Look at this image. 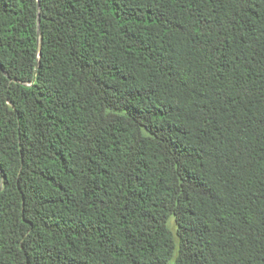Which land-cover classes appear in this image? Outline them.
<instances>
[{
  "label": "trees",
  "instance_id": "1",
  "mask_svg": "<svg viewBox=\"0 0 264 264\" xmlns=\"http://www.w3.org/2000/svg\"><path fill=\"white\" fill-rule=\"evenodd\" d=\"M0 264H264V0H0Z\"/></svg>",
  "mask_w": 264,
  "mask_h": 264
},
{
  "label": "rangeland",
  "instance_id": "2",
  "mask_svg": "<svg viewBox=\"0 0 264 264\" xmlns=\"http://www.w3.org/2000/svg\"><path fill=\"white\" fill-rule=\"evenodd\" d=\"M169 224H170L171 227H173L172 226V224H173V219L172 218L170 219Z\"/></svg>",
  "mask_w": 264,
  "mask_h": 264
},
{
  "label": "water",
  "instance_id": "3",
  "mask_svg": "<svg viewBox=\"0 0 264 264\" xmlns=\"http://www.w3.org/2000/svg\"><path fill=\"white\" fill-rule=\"evenodd\" d=\"M36 72H37V69H36Z\"/></svg>",
  "mask_w": 264,
  "mask_h": 264
}]
</instances>
